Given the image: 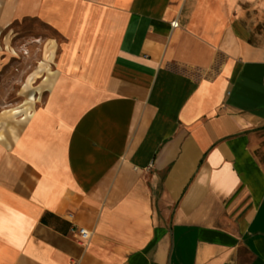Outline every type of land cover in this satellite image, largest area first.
I'll use <instances>...</instances> for the list:
<instances>
[{"label":"crops","instance_id":"obj_1","mask_svg":"<svg viewBox=\"0 0 264 264\" xmlns=\"http://www.w3.org/2000/svg\"><path fill=\"white\" fill-rule=\"evenodd\" d=\"M27 19L65 42L0 112V264H264V0H0V51Z\"/></svg>","mask_w":264,"mask_h":264},{"label":"rangeland","instance_id":"obj_2","mask_svg":"<svg viewBox=\"0 0 264 264\" xmlns=\"http://www.w3.org/2000/svg\"><path fill=\"white\" fill-rule=\"evenodd\" d=\"M64 42L65 38L56 30L32 19L15 23L3 33L0 51V112L23 104L30 94L34 97L33 91L40 86L41 81H27L28 76H33L37 65V73L44 69L47 72L50 69L57 70L56 62L61 52L57 45ZM7 53L11 56L4 60ZM62 100L58 98L57 107L65 112L64 117L59 119L63 126L67 125V118L73 113L72 110H78L80 104L75 103L78 99L74 98L69 104L62 106ZM48 101L46 93L37 94L33 108L41 109Z\"/></svg>","mask_w":264,"mask_h":264},{"label":"bare ground","instance_id":"obj_3","mask_svg":"<svg viewBox=\"0 0 264 264\" xmlns=\"http://www.w3.org/2000/svg\"><path fill=\"white\" fill-rule=\"evenodd\" d=\"M10 53H7L6 54V56H5V58H4V60L6 59V60H8L9 58H10ZM72 68L74 69V70H76L77 69V67L74 65V66H72ZM30 79L31 78H29L28 79V81H30ZM29 101H34V97H32V95L30 94V97H29ZM29 101H26L27 103H29ZM50 103H51V98H49V101H48V104H47V107H49L50 106ZM28 109V108H27ZM27 109H25V113L27 114V115H29L30 117H32V116H34V113L32 114L31 113V115H30V113H27ZM8 111H10V112H12V114H18L21 110H19L17 107H13V108H10Z\"/></svg>","mask_w":264,"mask_h":264},{"label":"built area","instance_id":"obj_4","mask_svg":"<svg viewBox=\"0 0 264 264\" xmlns=\"http://www.w3.org/2000/svg\"><path fill=\"white\" fill-rule=\"evenodd\" d=\"M77 234H78V239L80 240V242H83V243L87 241L90 236V232L82 227L78 229Z\"/></svg>","mask_w":264,"mask_h":264},{"label":"trees","instance_id":"obj_5","mask_svg":"<svg viewBox=\"0 0 264 264\" xmlns=\"http://www.w3.org/2000/svg\"><path fill=\"white\" fill-rule=\"evenodd\" d=\"M42 220H44V216L42 217Z\"/></svg>","mask_w":264,"mask_h":264}]
</instances>
